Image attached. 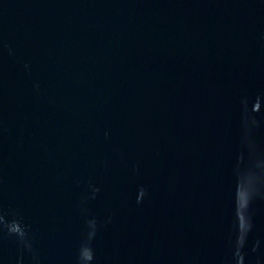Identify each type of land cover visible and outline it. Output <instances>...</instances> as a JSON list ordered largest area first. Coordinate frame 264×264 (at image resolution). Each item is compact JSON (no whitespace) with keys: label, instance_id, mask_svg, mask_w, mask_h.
Segmentation results:
<instances>
[{"label":"water","instance_id":"95a60500","mask_svg":"<svg viewBox=\"0 0 264 264\" xmlns=\"http://www.w3.org/2000/svg\"><path fill=\"white\" fill-rule=\"evenodd\" d=\"M0 264H264V0H0Z\"/></svg>","mask_w":264,"mask_h":264}]
</instances>
